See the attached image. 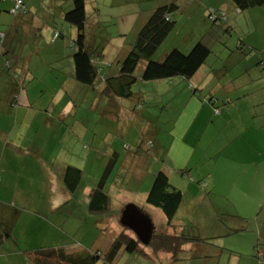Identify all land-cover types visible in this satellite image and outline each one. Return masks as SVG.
I'll return each instance as SVG.
<instances>
[{
    "label": "crops",
    "instance_id": "crops-1",
    "mask_svg": "<svg viewBox=\"0 0 264 264\" xmlns=\"http://www.w3.org/2000/svg\"><path fill=\"white\" fill-rule=\"evenodd\" d=\"M22 1L27 8V14L14 16L10 13V9L12 8L11 0H0V35L6 32L7 36L5 39L7 40V49H10V54H13L14 50L17 49V47L15 49L11 48L14 46V43L22 39L23 44H27L30 47L33 46L32 51L26 47V49H29L28 55H38L41 57L47 46H50L49 51H51L52 47L58 42L60 43V38L64 37L63 32L55 23H59V21L63 22V15L72 9L73 0ZM84 1L86 7V1L88 3L89 1ZM90 1H92L91 5L102 7L107 2L112 3L114 1L118 2L119 5H129L140 3L143 0ZM220 1L222 2L218 5H225L230 8V12L226 13V17L230 20L227 27L230 29L231 34L223 38V44H220L215 38L209 40L203 38L212 53L191 80L172 79L169 81L161 80L143 83V87L148 88L152 86V83L160 84L159 90L164 87L160 90L164 92L160 93L159 90L158 92H143L140 89L138 94L133 93L134 96L129 101V106L136 115L135 117L134 115H129V119H140L143 122V127L139 129L138 134V137H141L138 147H142L137 152L133 150V153L130 152L134 145L130 143L126 145L127 148H123L128 155L121 158V154L119 153L121 150L117 149V147L112 148L116 140L121 141L123 138L120 133L125 127L124 115L126 109L122 106V101L120 99L109 98L108 108L104 112L106 116L117 120L116 126L112 130L118 132L114 140L112 139V135H110L106 141L109 144L105 152L110 157L106 167H109L111 170L120 168V171L126 172V175H130L132 179L140 182L147 178V187H145L143 192L141 189L139 195L143 197L145 203L147 194L151 188L153 176L159 171H164L170 183H173V178H175L177 182L179 181V183L184 185L185 190L174 184V187L184 191L183 202L176 216L181 208L185 206L187 193L189 195L188 198L192 200L189 207L193 215H198V219L199 216H202L206 220L205 225L207 227L200 229L197 227L196 222L193 221L192 226H196L194 228L195 232L186 233L185 226L175 221L176 216L170 226H168L167 219L160 210L148 204L149 209H145V207L140 208L135 204L126 205V208L132 206L139 214L144 215L152 225V235H156L153 239L155 246L150 247L147 244H140L142 253L149 256L151 250L154 252L159 251L155 247H163L164 236H176L183 230L188 236H198L202 239L207 237L216 238V241H214L218 248L213 249H210L203 243H186L178 251L177 247L171 244V250L170 248L168 251L160 250L162 253L159 255L160 257H154L151 254L155 262L159 260L161 263H167V261L171 260L169 264H174L176 262L175 253L179 255L183 252L184 254H190L191 261L197 262V264H264V219L261 222L258 220L259 215L264 211V205L261 207L259 215L251 219L254 228L245 226L244 230H240L242 225H237L236 223V217L243 219L240 216L241 213L237 209L225 206L227 204L234 207V202L242 201V199L246 202H253L256 185L259 182L262 184L260 192L264 196V6L255 8L259 11L246 17L244 13L238 12L234 8L231 1ZM142 4L140 3L139 6ZM153 7H155V3H151L150 8ZM95 9L100 13V8ZM151 11L149 10L146 16L143 13L142 16L144 18L142 17L141 20H137L140 29L149 15L148 13ZM253 15L255 17H252ZM210 26L209 21L203 25V35L209 30ZM196 28L197 26L192 28L191 31ZM57 31H61V37L55 39L54 32ZM198 34L199 31L196 30L193 36H198ZM198 39L195 41H198ZM223 45L224 48L222 47ZM218 46H221L222 49L215 54L214 52ZM227 46L231 49L227 48ZM23 51L25 50H22V54ZM122 52L120 55L123 57L126 53ZM215 55L218 56L215 57ZM122 57L120 56L119 59ZM43 65L44 63L39 61V59L36 64H27L26 71L23 70L26 75L22 76V80H18V78L10 75L12 70L10 71L8 68V72H0V78L2 81L5 80L8 88L5 98L10 100L11 95L16 93L14 90L17 88L19 89L18 95H13L12 100L16 101L18 105H24V108H28L30 101L29 92L34 91V85L31 79H29L28 72L31 70L34 73L35 70H38ZM142 69L137 76L141 74ZM117 72L118 64L114 68H110V75H116ZM23 84L27 85L26 88ZM167 93L170 96L168 103H173V107H169L171 112H173L171 115L168 108L159 109L163 103H166L162 102V99L167 97ZM136 96L138 100H133ZM97 99L95 97V100ZM1 100L2 96L0 97V103ZM210 100H212L211 104ZM140 101L143 103H139ZM145 101L147 103L154 102L160 106L153 111L154 109L151 105L146 104L149 107L143 106ZM34 103L35 101L32 104ZM133 103L140 104V106H137V104L133 106ZM168 103L166 104L168 105ZM212 104L216 107H213ZM112 105L115 107L114 110L110 109ZM77 114V111L69 103L58 112L55 120L58 127L57 134L55 137L49 138L52 139L53 145L56 146L55 151L59 147L60 151H63V147L72 152L76 151L78 143L75 140L69 143V138L72 131L70 119L76 118ZM165 115L169 116L165 117ZM146 118L158 119L149 122ZM164 120L169 125L166 132L162 128ZM49 126L52 127L53 124H49ZM63 126L66 127L65 130ZM62 131H64L63 134H61ZM65 133L67 137L63 140ZM0 136H3L1 140L2 154L0 155V232L5 235L8 234L10 237V239L0 243V264H35L33 263V253L41 249L62 248L71 254L88 251H83V249L76 245L58 239L60 236L58 235V231L63 235V232L58 229L59 226L63 229V219H58L56 216L61 212V214H65L67 218H70L73 211L65 208L70 205L74 206L71 202L75 200V191L70 192L63 183L64 170L68 166L74 168L76 166L66 163L54 173V163H40L46 177L47 173L52 176L50 196L58 200L52 208L47 209L44 207L41 210L40 203L45 199L46 193H40L39 191L32 192L31 189L26 187L29 182L28 177L35 178L34 176L37 174L33 163H26L24 157L27 154L19 148L11 146L8 133L0 132ZM96 136L95 128V130H92L91 139L84 150L92 152ZM165 138L169 140V143L164 140ZM255 141L260 144L262 148L260 151L250 146ZM148 142L153 143L151 150L146 149ZM102 143L103 140L98 138L94 151L101 153L100 145ZM115 155L117 158H114ZM257 155L260 156L258 160ZM169 159L175 163H170ZM150 163L154 164L153 169ZM204 163L207 164V172H201L196 175L191 174L194 178L190 177L188 181L187 177L189 176L185 175L196 167L203 166L204 168ZM217 169L226 171V177L222 181L224 184L231 185V193L236 192L234 197L231 196V193L217 196L216 193L220 190L219 183L214 178ZM41 173L43 174L42 171ZM109 178L110 176L106 177V181ZM198 183H200L199 186L196 185ZM244 185L246 187L245 190ZM114 188L113 184L106 192L109 196V210L112 209L110 194L114 191ZM202 191L205 195L201 193ZM36 193L38 194L36 195ZM89 194V190L84 194L87 199L88 209ZM115 195L119 196V194ZM217 198L221 199L222 202H217L215 200ZM124 199V201H129L126 198ZM117 201H121L119 197ZM202 204L203 211L201 213ZM30 205H34L40 211L31 210L29 208ZM112 211L111 216L116 214L115 209ZM49 213L51 216H49ZM89 214L91 213L89 212ZM149 214L158 219L160 224L159 230H157L158 227L153 225ZM227 216L234 217V221L230 224H225L223 218ZM54 217L55 220L52 221L51 219ZM118 225L121 231L125 228L129 230L128 233L133 238H137L130 228L121 223V220ZM260 226L263 228H260ZM98 227L101 231V227L99 225ZM203 230L206 234L203 233ZM228 230H232L229 233L230 235L226 234ZM103 231L105 232L104 237L108 238V240L104 244H101L99 239L96 238L94 240H97V242H92L91 247L98 249L96 251L102 249L103 253H105L119 233H116L113 224L104 227ZM50 232L55 233L49 235ZM53 239L54 241L52 242ZM21 242H24L23 248L21 247ZM48 242L49 244H47ZM146 246L152 249H147L145 248ZM246 246L252 247L253 250L242 252V249ZM256 247L259 248V252L255 251ZM71 248L74 249L71 250ZM207 251H211V254H208ZM25 252H30V254L27 255ZM125 256H129V254L121 253L118 257V262L125 258ZM37 264L64 263L51 260L39 261Z\"/></svg>",
    "mask_w": 264,
    "mask_h": 264
},
{
    "label": "rangeland",
    "instance_id": "rangeland-1",
    "mask_svg": "<svg viewBox=\"0 0 264 264\" xmlns=\"http://www.w3.org/2000/svg\"><path fill=\"white\" fill-rule=\"evenodd\" d=\"M88 1L90 4L86 1L85 7L87 15L85 32L86 34H89V36H87L88 39H92L93 42L96 41L97 43H101L99 37L105 38L107 47H105L103 50L102 61L97 65L98 67L102 68V73H104L106 76H111L110 74L112 72L110 73V68H114L116 66L117 60L120 58V56L122 57L120 53L123 51L122 53L125 54L129 44L134 42L136 34L140 30V25L137 24V20H141L142 17L144 18V16H142L143 13L146 16L147 12L152 10V8H150L151 3L145 2L140 6V3L119 5L118 2L113 1L112 3L107 2L105 6L102 5V7H100L91 5L92 1ZM177 1L182 2L184 0ZM221 2L222 1L220 0H193L190 4V7L187 8L185 12L175 13L174 19L177 23L176 29L161 45L156 56L161 58L173 48H178L180 52L187 54L192 49L193 44L197 43L195 40L199 38L198 40L200 41L203 37V25L208 23V11H211L212 9H222V11L225 13L230 12L229 7L225 5H218ZM95 8H100V13H98V10ZM258 11V9H251L246 10L243 13L244 16L249 17L252 13L255 14ZM252 17L255 16L253 15ZM55 24L58 25V28L63 32L64 37L60 38V43L58 42L54 47H52L51 51H49L50 46H47L44 50V54H42L41 57L38 55H28V50L30 49L32 51L33 46L30 47L27 44H23L22 39H19V41L16 42L14 41V46L11 48L15 49L17 47V49L14 50L13 54H10V49L8 50L7 54H4V47L0 49V72H8L9 70L7 68H9L8 65H10V68H12V71L10 70V75L18 78V80H22V76L26 75L24 71H26L27 64H36L38 59L44 63V65L38 70H35L34 73L31 70L28 72L29 79H31L34 85V91H30V96L28 95L30 98L28 108H24V105H18L17 103L14 104L12 97L15 94L18 95L19 89L17 88L14 90L16 93L11 95L10 100L5 98V94L8 90L7 83L5 80L2 81L0 78V97L2 96L0 103V132L8 133L10 143L12 144L11 146H15L27 154V156L24 157V161L26 163H33L34 170H36L37 174L34 176L35 178L30 176L28 177L27 175L29 182L27 183L26 187L31 189L32 192L39 191L40 193H46L45 199L42 201V203H40L41 210H43L44 207L47 209L52 208L54 204L58 202V200L53 199L50 196L52 176L47 173L46 177L40 163H54V173L66 163L74 164L76 168L82 171L81 184L74 192L75 200L71 202L74 206L70 205L65 208L73 211L72 216L67 218V216L65 214H61V212H59L56 216L58 219H63V229H61V226L58 228L63 232V235H61L58 231V235H60L58 239L63 240L64 242L67 241L66 243L76 245L77 247L83 249V251L88 250V252H93L98 250L91 247L92 242H97V240L94 239H99L101 244H104V242L108 240V238L104 237V227L111 226L113 224L116 233H120L121 230L118 223H120L122 211L126 208V205L135 204L140 208L145 207V209H149L143 197L139 196L141 189L143 192L145 187H147L148 179L146 178L142 182L137 181L132 179L130 175H126V172L120 171V168L109 171L110 178L106 181L105 190L107 192V190H109L114 184V191L110 194L112 199V209L101 215L89 214L87 210L88 203L84 194L87 193V190L91 192L96 187V184L101 177L103 168L105 170L107 163H109L108 160L110 157L109 155H106L105 152L106 149H108L109 143L106 141L109 139L110 135H112V139L114 140L115 136L118 134L117 131L112 130L116 126L117 120L114 117V119H112L104 114L108 108L107 105L109 104V97L102 95L101 92H99L102 90V87L99 91L92 90L90 88L83 87L71 77V70L73 67L72 57L77 51V48L71 44L76 39L77 33L74 27L65 22L59 21V23ZM193 26H197V28L191 31L192 28H194ZM196 30L199 31V34L198 36H193L195 35ZM225 40H227V38H225ZM26 47L29 49H26ZM222 47L224 48V46ZM227 48L231 49L229 46H227ZM23 49L25 51H23L22 54ZM221 49V46H218L214 53H218V51ZM217 56L215 55V57ZM143 65V62L139 64L136 69L135 76L138 75ZM48 68L50 69L48 70ZM23 85L26 88L27 85ZM143 85L144 84L141 82L133 85L132 92L138 94L140 89H142L143 92H158L160 84L152 83L150 88L143 87ZM162 92L164 91H160V93ZM167 94V97L163 98L162 102H169L168 99L170 96L169 93ZM95 97L98 99L95 100ZM133 100H138L137 96ZM33 101H35L34 104H32ZM120 101H122V106L126 109V113L124 115L125 127L120 133L123 138L121 141L116 140L113 143L112 148L117 147V149L121 150L119 153L121 154L122 158L123 156L128 155L123 148L127 147L126 145H129L130 143L134 144L130 152L133 153V151L137 152L139 150L135 147H138L140 144L141 137H138V134L139 129L143 127V122H141L140 119H129V115H134L135 117L136 113L132 112L131 107L129 106V101ZM68 103L73 106L75 111L78 113L76 118L70 119L72 131L70 132L69 143L75 140V142L78 143V146L74 152L65 147H63V151H60V147L55 151L56 146L53 145L52 139L49 138L55 137L57 134L58 127L57 122L55 123V120L57 118L58 112L61 111ZM166 103H163L162 107H159L160 105L155 104L154 102L147 103L145 101L143 106L149 104L153 107V111H155L157 107H159V109L168 108L170 115L173 114V112H171L169 109L173 103H168L169 106ZM146 107L149 106L146 105ZM110 109L114 110L115 107L113 106ZM168 116L169 115H165V117ZM146 119L149 122H152L158 118ZM162 123L164 124L162 128H164L166 132L169 128V125L167 124L166 120H164ZM49 124H53V126L51 127ZM95 128L97 135L95 139L96 142L92 146V152H87L84 149L87 148L86 145H88V142L91 139L92 130H95ZM63 129L65 130L66 127L63 126ZM63 132L64 131H62L61 134H63ZM66 137L67 134L65 133L63 135V140H65ZM2 138L3 136H0V155L2 154ZM98 138L103 140V143L100 145L101 153L94 151L97 146ZM164 140L169 143V140L166 138ZM250 146L254 147V149L257 151L262 149L257 141L250 144ZM259 157L260 156L257 155V160ZM169 161L170 163H175L171 159H169ZM206 163H204V168L203 166L196 167L193 171L185 175L189 176L187 177V180L189 181L190 177H193L192 175L200 174L201 172H207ZM150 165L153 169L154 164L150 163ZM41 171L44 175L41 173ZM226 174V171L222 169H217L215 171L214 178L216 181H218L220 187V190L218 193H216L217 196H224V194L231 193V185L224 184L222 181L226 177ZM170 184L173 186L174 184H177L179 188L181 187L183 190H185L183 187L184 185L179 183V181L177 182L175 178H173V183ZM196 185L199 186L200 183ZM260 186H262V184L260 182L257 183L253 202H246L244 199H242V201L234 202V207L233 205H225L231 209H237L241 213L240 216H242L241 218L243 219L238 217L237 221L240 223L237 225L250 226V228H254L253 221L251 219H254L259 215V211L264 205V196L260 192ZM245 188L246 187L244 185V190ZM238 189L241 191L240 188ZM183 190L182 192L184 193ZM201 193L205 195L203 191ZM235 193V191L231 193V196L234 197ZM37 194L38 193H36V195ZM115 194H119V196H116ZM118 197L121 200L119 202L117 201ZM188 197L189 195L186 193L185 206L181 208L180 212L175 218V221L177 223H182L185 226L184 229L186 233H194V228H196V226H192L193 221L196 222L197 227L200 229L207 226L205 225L206 220L203 219L202 216H199L198 219V215H193L191 212L189 204L192 200ZM124 198L129 201H124ZM215 200L219 203L222 202V200L219 198ZM36 202L39 203L38 201ZM29 208L31 210L40 211V209L34 205H30ZM113 209H115L116 214L111 216ZM147 211L151 212L150 210ZM202 211L203 204L201 205V213ZM49 216H51L50 213ZM97 217L99 218L98 220ZM149 217L152 220L153 225L158 227L157 230H159L160 224L158 219H156L151 214H149ZM262 219H264V211L258 217L260 222ZM51 220L54 221L55 217ZM224 220L225 218H223V221ZM98 225L101 227V231ZM260 228L263 227L260 226ZM53 233L55 232H50L49 235H52ZM203 233H205L204 230ZM53 241L54 239L52 242ZM23 244L24 242H21L22 248L24 247ZM47 244H49V242ZM213 246L216 245L213 244ZM145 248L152 249L147 246ZM209 248L213 249L212 247ZM73 249L74 248H71V250ZM249 250H253L252 247L249 248V246H246L242 249V252H249ZM258 250L259 248L256 247L255 251L259 252ZM99 251H101L102 254L104 252L102 249H99ZM207 253L211 254V251H207ZM151 254H153L154 257H160L159 255L162 253L160 250L156 252L151 250L149 252V256L148 254L144 253L138 254L137 256L129 255L125 256V258L121 259L119 262L118 258L115 261V264H169L171 262L170 260L167 261V263H161L156 258L155 259L157 261L155 262L154 257L152 258ZM177 254L178 253H175L174 255L176 256V262L174 264H197V262L194 263L191 261L190 254H184L183 252L179 255ZM170 257L172 258L171 255Z\"/></svg>",
    "mask_w": 264,
    "mask_h": 264
},
{
    "label": "trees",
    "instance_id": "trees-1",
    "mask_svg": "<svg viewBox=\"0 0 264 264\" xmlns=\"http://www.w3.org/2000/svg\"><path fill=\"white\" fill-rule=\"evenodd\" d=\"M22 1V0H21ZM193 0H184L178 2L177 0H143L140 3H155V7L149 13L142 28L133 43L128 46L126 54L117 61L118 72L116 75L106 76L102 73V68L98 67V63L102 61L103 50L106 47V40L99 37L101 43L93 42L88 39L86 34L87 15L85 10L84 0H73V7L71 10L63 15V22L74 27L76 30V39L72 42V46L77 48L73 55V70L71 77L81 84L83 87L99 91L102 87L101 94L120 100H132L134 94L132 92L133 85L141 82L142 84L156 82L161 80L181 79L185 81L191 78L199 71V69L206 63V60L212 53L205 40L216 39L220 44H223V38L229 36L230 29L227 27L229 19L226 13L220 9H212L208 11L207 18L211 26L203 35L201 40L193 44L192 49L183 54L178 48H173L171 51L163 55L161 58L156 56L157 51L167 38L176 29L177 23L174 19V14L178 12H185ZM238 12L255 9L264 6V0H229ZM12 7H13V0ZM23 2V1H22ZM25 12L22 9L15 14L26 15L27 9L22 3ZM12 9V8H11ZM10 9V11H11ZM230 18V16H229ZM61 32V31H60ZM59 31L55 39L60 38ZM7 36L6 32L0 35V49L4 47V54H7ZM224 46V45H223ZM143 62V69L139 76H135V72L139 64ZM11 70L12 68H10ZM98 85V87H97ZM192 91V90H191ZM195 91V90H194ZM201 97V96H200ZM16 100V99H15ZM210 100V104H211ZM14 104L16 101H14ZM143 103V102H139ZM13 104V105H14ZM137 103H133V106ZM114 105H112L113 107ZM137 106H140V104ZM214 107L215 105L212 104ZM13 107V106H12ZM146 107V106H145ZM216 107V106H215ZM140 108V107H138ZM142 146L138 147L140 149ZM152 142L146 144V149L151 150ZM127 148V147H125ZM114 158H117L116 155ZM111 169L106 167L102 172L96 187L89 194V212L95 215L105 214L109 211V196L105 191L106 177H108ZM82 180V171L80 169L68 166L64 170L63 183L70 192H74L80 185ZM202 187H204L202 185ZM184 194L181 190L170 184L167 174L164 171L157 172L152 179L151 188L146 197V204L160 210L167 219V225L173 222L177 211L183 202ZM234 217H225V224H230ZM236 217V223H240ZM246 227L242 225L240 230ZM129 230L123 229L115 238L107 252L101 251L93 252H79L71 254L62 248H49L34 251L33 263L37 264L39 261H58L64 264H115L116 259L121 253L129 255L142 254V244L136 237H132ZM235 231V230H234ZM232 230L226 232L230 235ZM156 235H152L149 243L150 247L155 246L153 239ZM10 239L8 234L0 232V243ZM163 247H155L156 250L168 251L172 249V245L177 247L178 251L181 246L186 243H203L208 247L218 248L215 244V237L200 238L198 236H188L184 230L176 236H164ZM215 240V241H214ZM216 245V246H213ZM171 245V246H170ZM29 255L30 252H25Z\"/></svg>",
    "mask_w": 264,
    "mask_h": 264
},
{
    "label": "water",
    "instance_id": "water-1",
    "mask_svg": "<svg viewBox=\"0 0 264 264\" xmlns=\"http://www.w3.org/2000/svg\"><path fill=\"white\" fill-rule=\"evenodd\" d=\"M121 223L130 228L138 240L146 245L153 234L150 221L142 214H139L132 206L127 207L121 217Z\"/></svg>",
    "mask_w": 264,
    "mask_h": 264
},
{
    "label": "built area",
    "instance_id": "built-area-1",
    "mask_svg": "<svg viewBox=\"0 0 264 264\" xmlns=\"http://www.w3.org/2000/svg\"><path fill=\"white\" fill-rule=\"evenodd\" d=\"M14 2H13V7H12V9H11V13L12 14H15L16 12H19V11H21L22 9L24 10V12H25V8H24V6H23V2L21 1V0H13ZM57 36V33L55 34V36L54 37H56Z\"/></svg>",
    "mask_w": 264,
    "mask_h": 264
}]
</instances>
